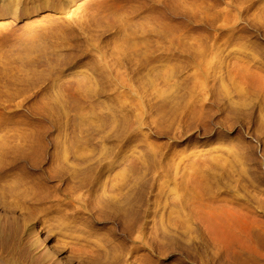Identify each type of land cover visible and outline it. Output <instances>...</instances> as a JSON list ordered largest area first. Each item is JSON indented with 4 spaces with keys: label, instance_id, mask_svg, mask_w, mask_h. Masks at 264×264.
Masks as SVG:
<instances>
[{
    "label": "rangeland",
    "instance_id": "1",
    "mask_svg": "<svg viewBox=\"0 0 264 264\" xmlns=\"http://www.w3.org/2000/svg\"><path fill=\"white\" fill-rule=\"evenodd\" d=\"M0 257L264 264V0H0Z\"/></svg>",
    "mask_w": 264,
    "mask_h": 264
},
{
    "label": "bare ground",
    "instance_id": "2",
    "mask_svg": "<svg viewBox=\"0 0 264 264\" xmlns=\"http://www.w3.org/2000/svg\"><path fill=\"white\" fill-rule=\"evenodd\" d=\"M0 264H8V263L4 262V260L2 259V257H0ZM9 264H11V263H9Z\"/></svg>",
    "mask_w": 264,
    "mask_h": 264
}]
</instances>
